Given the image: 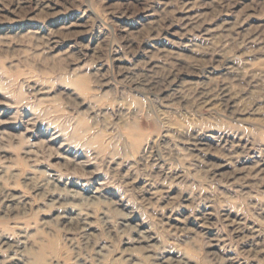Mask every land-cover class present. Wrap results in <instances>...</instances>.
<instances>
[{"label": "clouds", "instance_id": "1", "mask_svg": "<svg viewBox=\"0 0 264 264\" xmlns=\"http://www.w3.org/2000/svg\"><path fill=\"white\" fill-rule=\"evenodd\" d=\"M3 24L0 264H264V0H0Z\"/></svg>", "mask_w": 264, "mask_h": 264}, {"label": "rangeland", "instance_id": "2", "mask_svg": "<svg viewBox=\"0 0 264 264\" xmlns=\"http://www.w3.org/2000/svg\"><path fill=\"white\" fill-rule=\"evenodd\" d=\"M10 15H14V13L10 14ZM65 15V14H62V16ZM67 16L69 17H72L73 16V13L70 12V13H67L66 14ZM62 17H55L54 19L56 20H60ZM16 25H9V24H3V25H0V28H9V27H14ZM80 39H84V37H80ZM18 192V190H14V194H16Z\"/></svg>", "mask_w": 264, "mask_h": 264}]
</instances>
